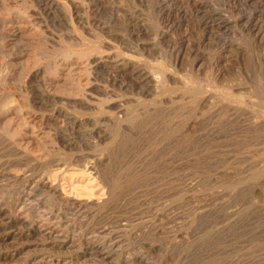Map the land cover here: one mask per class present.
<instances>
[{
	"label": "rangeland",
	"instance_id": "374dc122",
	"mask_svg": "<svg viewBox=\"0 0 264 264\" xmlns=\"http://www.w3.org/2000/svg\"><path fill=\"white\" fill-rule=\"evenodd\" d=\"M50 3V0H0V92L6 95V100L4 99L5 105H3L8 106H3L7 109L2 107L3 109L0 112V116L3 117H0V126H5L4 129L0 127V132L4 131L5 135L14 141L17 139V141H15L16 146L23 152L29 153V155L27 153V158L29 159L26 161L30 163L28 164V162L19 159H15L18 160V163L17 161L14 162L11 161L13 157L5 153H0V156H2L0 159L3 158L6 160L8 157L10 158V160L7 161L8 163L6 162L3 163L2 166L0 165L2 169V171L0 169V177H4V179L0 178L2 180H0V198H2L0 199V252L6 253L7 255L9 254L4 258H0V264H21L24 262L25 264H29L26 262L27 259L32 255L40 253L48 254L47 260L49 259L50 262L48 261L44 264H62L63 262V264H66L65 260H68L70 256H74L73 254L76 256V258H74L75 260L73 259L71 261L73 264H130L126 259L125 253L117 255V257H115L116 255L112 256L114 258L113 260L112 257L99 259L96 254L88 252L87 245L89 244L86 243L85 240L88 235H82L80 234L81 232L78 233L80 227L79 229L72 227V224L75 222L79 224L81 221H88L91 216H97V214L99 215L102 211L104 213L105 210H108L105 214L109 216V218L106 219L112 221L116 220V223L114 222L116 225L111 223V225H115L111 228L115 229V227L127 224L125 225L126 231L123 230L125 237H123L124 240H122L123 245L127 244L123 246V248L126 247L129 252L135 253V255L139 257L142 256L141 258L143 259L146 256V264H192V257L187 253L183 252V250L173 251L171 248V246L176 243L182 245L191 240V238L196 239L202 232V226L198 229L197 227L193 229L190 221L199 216L201 217V215L202 217L211 215L212 217L209 216V226L215 229H221L225 234L229 233L228 226L235 221V209H237L238 204L236 203V205L234 203L236 201H234L232 192L225 189L222 184L225 178L229 180L230 175H232V178L230 177L232 180L237 175L235 168L236 164H233L237 163V158H234L237 157V152L235 151L237 141L234 142V140H237V138L240 140L242 138L244 134L243 129H245L247 120L246 115L237 116L232 108L235 103L223 99L224 94L221 95V93L226 92L232 96H237L238 94V97H241V99L245 98L242 99L243 106L252 107L253 105V108L257 107L255 109L256 111L258 110V114H264V103H261L262 101L264 102V100L260 99L261 102L259 101L253 87L255 78L264 83V80H262V78L264 79V0H54V3ZM194 4H197V6H193ZM195 8L197 10H195ZM18 13L19 15H17ZM217 17H223L227 23L225 22L222 26L218 24L212 26L210 20ZM207 19L210 22H208ZM6 23L9 25H6ZM141 68H145L146 71L144 69L143 71H138V69L140 70ZM149 71L155 78H158V82H160V84H158L161 86L157 88L164 89L166 92L162 94L161 92L157 93L155 88L151 86L149 77H144L145 75L142 73ZM239 81L243 83L240 84ZM190 86L192 87L189 88ZM188 88L189 90H194L195 88V90H204L203 94L207 93L209 100L213 99L215 101H206L204 97L201 99V96L195 100L191 97L189 93L191 91H189ZM244 88L246 91L242 92ZM247 88L252 91V94L248 92L249 90ZM211 91H214V94ZM235 93L237 94L235 95ZM211 94L214 95L213 98H211ZM216 96L222 97V99ZM253 97L256 99H252ZM170 98L173 103H171ZM160 99H162L163 103ZM173 99L177 100H174V102ZM247 99L249 100L247 101ZM150 100L157 102V105L162 108L165 113H170L172 116L176 114L177 117L174 116L173 121L179 122L182 125L181 130L183 134H190L193 137H197L195 139H197L200 144L208 142V144L205 145L210 148H213L214 145V149H208L205 153L202 147L200 148V146H197L199 143L189 146L180 145L178 148H171V145L168 144V142L160 140L159 133L155 132L153 128L150 127L153 126V123L151 125L147 124L139 130L133 129L134 126L125 120L124 112L117 106L118 103L123 104L126 108L136 105L134 108L138 107L141 112L143 110L141 107L137 106L138 101L149 103ZM203 104H207V107L205 108ZM217 105H219L220 108ZM52 106L54 107L53 109ZM171 107L173 108L171 109ZM221 108L222 110L225 109L222 123L219 121L220 112H218ZM178 111L180 113H178ZM177 113L179 116L182 114L181 117H179ZM229 113L233 114L230 115ZM212 114H214V116ZM117 117L118 120L116 122L113 119ZM204 118H207V122ZM240 118H243L244 121ZM208 119H210V122ZM229 119L232 121H229ZM120 120L121 122H118ZM226 120L227 123L229 122L228 124L230 127L226 123ZM237 120L241 122L239 121L240 123H237ZM2 121L6 122L4 123ZM23 121H26L25 123L27 125ZM200 122L202 125L199 124ZM7 125L8 127H6ZM149 127L151 130H149ZM217 127L218 131L216 130ZM144 129L147 130V132ZM7 130L8 135L6 132ZM152 130L153 133L151 132ZM117 133L123 136L125 134L124 137L127 138V140H125L128 143L131 141L129 144L124 142L125 145H123V148H125V151L123 149V151L116 150L115 154L117 155L119 152L120 155H118L121 157L117 164L125 165L131 163L137 170L147 171L146 176H148L146 182L142 184L143 186L140 185L141 187L138 186L134 190H128L129 194L127 191L121 193L122 197L120 196V200H116L114 203L115 207L109 206L110 208H108L104 207V204L108 202V181L111 175L109 171V162L114 155L112 150L115 149V141L119 136ZM153 135H155V137ZM199 136L205 140H200L201 138ZM150 137L152 138L150 140L151 142L149 141ZM231 139L232 141H230ZM152 140L154 141L152 142ZM222 141H224V143ZM172 142L170 143L172 144ZM211 142L213 143L211 144ZM231 142L233 145H230ZM162 143H164V145ZM223 145L226 146L224 147ZM155 146L159 148V150L161 149V152L164 151L165 155H167L159 158L157 157L156 159L158 153L154 151ZM261 146L260 144L259 147ZM229 147L233 148L231 149ZM109 150L111 151L109 152ZM183 150H185L184 153ZM196 150L201 154L195 152ZM173 151L175 153L174 155ZM153 153H157L156 155L154 154V160L151 157L154 156ZM197 154L201 155V162L196 160V158L200 160ZM220 155L223 160L220 158ZM4 156L6 157L4 158ZM210 156L212 157L210 158ZM202 157L205 158V162ZM216 157L219 158V162L222 160L220 162L222 168L218 166L220 163L216 162L218 161ZM147 158L148 160L152 159L154 162L158 161L163 171L160 168L155 171L154 168L156 169V167H151V169L145 166ZM230 159L232 160V164L229 162ZM202 161L206 165H204ZM199 162L201 165L195 164H199ZM212 162H214L213 164L215 166H212ZM4 164L8 165L5 166ZM32 164H34L33 168ZM24 165H27V168H24ZM142 165L144 170L142 169ZM207 166L210 167V170ZM24 169H29L26 172L28 175L34 172L31 174L32 176H36L37 178L40 176V183L32 185L31 181L26 179L27 177H23L25 176L23 175L24 173H22L25 172ZM211 169L216 170L213 171ZM219 170H221V173ZM216 173L219 178H217ZM12 174H16L15 177L17 179L19 178L18 181ZM42 175L43 177H41ZM206 175L208 177H206ZM207 180L208 183L204 182ZM209 180L213 185L210 184ZM2 182L4 184H2ZM5 183L6 186H3ZM219 184H221V187ZM154 185H156V187ZM35 186H37L38 189H35ZM263 188L264 185L261 187V191H258L260 189H256V192H254L255 194L253 193L257 198L255 200L254 197V200L257 201V203L261 201L259 204L263 206L261 209L262 211L264 210ZM144 192H148L149 194L147 195V193ZM258 193H260V195L262 194V196ZM150 195L152 196L150 197ZM49 196L50 200H48ZM176 196L178 198L174 199ZM130 197L136 201L133 199L129 200L131 199ZM126 198L128 199L126 200ZM148 198L153 201L147 200ZM10 199L12 203L8 201ZM186 200L187 202L189 201L188 205ZM43 201L48 202L44 203ZM51 201H53V203H50ZM148 201L150 203L145 204ZM179 202H183V204L181 205ZM160 203L163 204L161 205ZM184 203H186L185 206H183ZM232 203L234 205H232ZM21 204L25 209L28 207L27 209L31 216L35 214L33 217H37V220H40V214L41 217L59 215L60 217H55L57 219L61 218L63 222H68L71 229L66 232L68 237L72 239L74 236H78V234H80V236L82 235V244L77 248V252L76 249L73 251V248L77 246L73 245V243L72 246H70L69 244L71 243L69 242L59 248L56 247L55 239L60 238V236L55 232L49 237L46 234H43V236L41 233L46 231L43 230L44 228H38L34 230L31 235L21 239L13 237L12 231H14V228L8 227L4 229L3 226H9L7 220H11H9L8 217L12 219L13 216H17L19 212L18 208ZM191 204L192 206H190ZM30 205L33 206L31 207ZM43 205L49 209L46 207L44 208ZM173 206H176L175 209L172 208ZM199 206H202L201 210ZM170 207L172 209H168ZM178 207L181 208L178 209ZM215 209L217 211H215ZM40 210L42 213H40ZM45 211H47L46 214ZM83 212L84 215H81ZM140 212H142V214ZM135 213L136 215L134 216ZM85 214H89L90 217ZM230 214L232 218L228 216ZM111 215H113V218ZM118 215L120 218L117 217ZM125 216L127 217L124 218ZM128 217L130 218L127 219ZM117 218H122L123 220H118ZM128 220L129 222L126 223ZM120 221L125 224H122ZM212 221H215V223ZM118 224L120 226H117ZM129 224H131L130 227L128 226ZM143 225L146 227L144 228ZM137 227L138 232H135L137 231ZM142 228L144 231H141ZM150 228L153 230L149 231ZM191 228L194 232L191 231ZM243 228L244 227H241V229ZM241 229L238 228V236L235 234L237 237L234 235L229 236L228 234L229 237H233L231 245H229L231 247L233 245L232 249L231 247L229 248V246L218 247L217 250L205 252L201 257L205 258L212 252L216 254L219 252L218 254L220 255L227 254L226 257L230 259L228 260L230 264H264V247H260L261 249L259 247H254L251 235L247 233L245 229H243V231ZM4 230H9L11 235L3 237L4 235L2 233ZM40 230L41 232H39ZM142 232L143 234H147L146 232H148L149 240L148 238L144 239ZM152 232L157 233H155L154 236ZM188 232L190 234L192 233V235ZM151 233L152 235H150ZM241 233L243 234L240 235ZM130 234H133V236ZM141 234L143 236H141ZM193 234H195V236ZM165 235H168V237ZM131 236L134 239H132ZM246 236L249 237L247 238ZM153 237H156L155 239L160 241H155V239H152ZM187 237H189V239H187ZM235 237L236 240H234ZM139 239L141 241H139ZM261 239L264 240V236L261 237ZM238 240L239 243L237 242ZM150 242L151 244H149ZM163 244L166 247H163ZM243 244L245 245L244 247ZM169 248L171 251H168ZM255 248H259L258 250L260 251ZM12 249H15V251ZM164 249L166 250L164 251ZM251 251L252 253L250 254ZM12 252H14V254H12ZM148 252L151 253L149 254ZM143 254L147 255L144 256ZM161 256L163 259L160 258ZM56 257L60 259L63 258L61 261L57 262ZM260 257L262 258L260 259ZM123 258L125 259L123 260ZM67 264H70V261Z\"/></svg>",
	"mask_w": 264,
	"mask_h": 264
},
{
	"label": "bare ground",
	"instance_id": "6f19581e",
	"mask_svg": "<svg viewBox=\"0 0 264 264\" xmlns=\"http://www.w3.org/2000/svg\"><path fill=\"white\" fill-rule=\"evenodd\" d=\"M192 1V0H191ZM196 1V0H195ZM261 1V0H260ZM50 2L51 3H54V0H50ZM200 2V1H199ZM50 3V4H51ZM257 3V2H256ZM47 4V3H46ZM49 6V5H48ZM47 6V7H48ZM186 6V5H185ZM193 6H197V4H194ZM13 7V6H12ZM189 7V6H188ZM199 7H201V6H199ZM9 9V8H8ZM197 9H198V7H197ZM196 8H195V10H197ZM191 10V9H190ZM185 11V10H184ZM212 11V10H211ZM183 12V11H182ZM1 13V12H0ZM17 13V12H16ZM15 13V14H16ZM258 13V12H257ZM17 15H19V13L17 14ZM16 15V16H17ZM218 15V14H217ZM193 16V15H192ZM225 16V15H224ZM4 17V16H3ZM180 17V16H179ZM204 17V16H203ZM247 17V16H246ZM251 17H252V15H251ZM4 18H6V17H4ZM10 18V17H9ZM16 18V17H15ZM207 18V17H206ZM261 18V17H260ZM3 19V18H2ZM12 19V18H11ZM10 19V20H11ZM5 20V19H4ZM3 20V21H4ZM26 20V19H25ZM204 20V19H203ZM206 20V19H205ZM229 20V19H228ZM255 20V19H254ZM8 21H9V19H8ZM13 21V20H12ZM197 21H199V20H197ZM207 21H208V19H207ZM211 21V25L213 26L214 24V26H216V24H218V25H221L222 26V24H225V19H223V17L221 18V17H217V18H214L213 20H210ZM210 21H208V22H210ZM213 21V22H212ZM257 21V20H256ZM259 21V20H258ZM207 22V23H208ZM3 23V22H2ZM17 23V22H16ZM204 23V22H203ZM227 23V22H226ZM200 24V23H199ZM206 24V23H205ZM6 25H9V24H7L6 23ZM12 25V24H11ZM24 25V24H23ZM207 25H209V24H207ZM211 25H210V27H211ZM253 25V24H252ZM16 26H18V25H16ZM21 26V25H20ZM8 27V26H7ZM208 27V26H207ZM11 28V27H10ZM18 28V27H17ZM21 29V28H20ZM14 30V29H13ZM12 30V31H13ZM219 31V30H218ZM249 31V30H248ZM260 31V30H259ZM11 33V32H10ZM256 33V32H255ZM16 34H17V32H16ZM15 35V34H14ZM13 35V36H14ZM8 36V35H7ZM69 60V59H68ZM71 62V61H70ZM256 63V62H255ZM72 64V63H71ZM260 64V63H259ZM250 65V64H249ZM70 67V66H69ZM247 67H248V65H247ZM68 68V67H67ZM249 68V67H248ZM73 69V68H72ZM145 71H146V69L145 68H143ZM143 69L141 68L140 70L138 69V71H143ZM76 70V69H75ZM151 70V69H150ZM72 71V70H71ZM148 71V70H147ZM142 73H144V77H149V79H150V81H151V86L152 87H154L155 88V90H156V92L158 93V92H161V94L162 93H164V92H166L164 89H159V88H157V87H159V86H161V85H159L160 84V82H158V78H155L154 77V75L153 74H151V72L149 71V72H142ZM253 74V73H252ZM264 75V74H263ZM156 76V75H155ZM252 76H255V75H252ZM157 77V76H156ZM261 77H262V75H261ZM139 79V78H138ZM262 80H264L263 78H262ZM261 80V81H262ZM138 81H140V80H138ZM249 81H250V79H249ZM159 83V84H158ZM239 83H240V81H239ZM243 83V82H242ZM242 83H240V84H242ZM143 84V83H142ZM236 84V83H235ZM140 85V84H139ZM250 85V84H249ZM150 86V85H149ZM0 87H1V85H0ZM140 87V86H139ZM192 86H190L189 88H191ZM253 87H254V90H255V93H256V95H257V97L259 98V101H260V99L261 100H264V83H262V82H260L257 78H255V80H254V84H253ZM3 88V87H2ZM145 88V87H144ZM189 88H188V90H189ZM193 88H194V86H193ZM210 88V87H209ZM243 88V87H242ZM250 88V87H249ZM196 89V88H195ZM189 90V91H191V92H189V91H187V92H189L190 93V95H191V97H193V99H197L198 97H202L201 99H203V97H204V100H206V101H211V100H213V99H211V100H209V96H208V94L206 93V94H203L204 93V90H200V89H197V90ZM248 89V88H247ZM1 90V89H0ZM3 90V89H2ZM158 90H160V91H158ZM210 90H211V88H210ZM210 90H209V92H210ZM212 90H214V89H212ZM241 90V89H240ZM239 90V91H240ZM249 90V89H248ZM217 91H218V89H217ZM244 91H246L245 90V88H244V90H242V92H244ZM155 92V93H156ZM205 92H206V89H205ZM212 92V91H211ZM238 92V91H237ZM248 92H250V94H252L251 92L252 91H248ZM7 93V92H6ZM213 94H214V91L212 92ZM216 93V92H215ZM247 93V92H246ZM210 94V93H209ZM222 94H224L223 95V99H226L227 101H230V102H233V103H235L233 106H232V108L234 109V111H235V113L237 114V116H241V115H246V126H245V129H243L244 130V134H243V136H242V138L239 140L238 138H237V140L235 139H233L234 140V142L235 141H237L236 142V148H235V151L237 152V157H234V158H237V163H233V164H236V173H237V175H236V177L234 178V179H230V177L232 176V175H230V177H229V180H226L227 178H225V180L223 181V186H224V188L225 189H227V190H229V192L231 191L232 192V194H233V198H234V201H236V202H234L235 204L237 203L238 204V207H237V209H235L236 211H235V221L231 224V225H229L228 227H229V236L231 235V236H236L235 234H237L238 233V228H240L241 229V227H244L243 229H245L246 230V232L247 233H249L250 235H251V237L253 238V245H254V247H264V240H262L261 239V237H263L264 236V210L262 211L261 209H262V205L260 206V202L259 203H257V201H255L257 198H256V195L254 196L253 195V193L254 192H256V189L258 190V189H260V190H258V191H261V187L264 185V114H258V110L256 111V109L255 108H257V107H255V108H253V105H252V107H249V106H243L244 104L242 103V99H245V98H242L241 99V97H238L239 95L237 94V93H235V95L237 94V96H232V95H230V94H228V93H221V95ZM240 94V93H239ZM216 95H218V94H216ZM220 95V96H221ZM241 95V94H240ZM6 95H4L3 94V92L1 93L0 92V112L2 111V109L4 108V107H8V106H4L5 104H4V99L6 98L5 97ZM11 96V95H10ZM169 96V95H168ZM171 96V95H170ZM212 96V97H211ZM211 98H213V96L214 95H212L211 94ZM153 97V96H152ZM167 97V96H166ZM217 98H220V99H222V97H218V96H216ZM248 97V96H247ZM249 97H252V96H249ZM53 98V97H52ZM151 98V97H150ZM156 98H158V97H156ZM169 98V97H168ZM167 98V99H168ZM172 98V97H171ZM171 98H170V100H171ZM215 98V97H214ZM10 99V98H9ZM80 99V98H79ZM192 99V100H193ZM216 99V98H215ZM252 99H254V97L252 98ZM251 99V100H252ZM256 99V98H255ZM254 99V100H255ZM6 100V99H5ZM46 100V99H45ZM82 100V99H81ZM154 100H155V98H154ZM161 101H162V99H160ZM169 100V99H168ZM175 99H173V101H174ZM177 100V99H176ZM175 100V101H176ZM200 100V99H199ZM249 99H247V101H248ZM258 100V99H257ZM43 101H44V99H43ZM135 101H136V99H135ZM151 101V100H150ZM149 101V103H144V102H139L138 101V103H137V106H139V107H141V109L143 110V111H139V109H138V107H136V108H134L136 105H134V107H130V108H126V107H124L123 106V104H121V103H118L117 104V106L118 107H120V110H122L123 112H124V118H125V120L128 122V123H130L131 125H133L134 127H133V129H137V130H139V129H141V128H143V126H145V125H147V124H149V125H151L152 123V125L153 126H150V127H152L153 128V130L155 131V132H158L159 133V135H160V140H163V141H165V142H168V144H170L171 145V148H178V146H180V145H194L195 143H199L198 141H197V139H195V138H197V137H193L192 135H190V134H183V131L181 130L182 128H181V124L179 123V122H174L173 121V117L174 116H176V114L175 115H171L170 113H165L163 110H162V108H160L157 104V102H154L153 100V103H152V105H151V102ZM174 101V102H175ZM213 101H215V100H213ZM212 101V102H213ZM217 101H220V100H217ZM216 101V102H217ZM222 101V100H221ZM246 101V100H245ZM6 102H9V101H6ZM148 102V101H147ZM167 102H169V101H167ZM203 102H205V101H203ZM257 102V101H256ZM261 102V101H260ZM162 103H163V101H162ZM170 103V102H169ZM171 103H173L172 102V100H171ZM208 103V102H207ZM215 103V102H214ZM227 103V102H226ZM261 103H264L263 101L261 102ZM4 104V105H3ZM7 104V103H6ZM36 104V103H35ZM127 104V103H126ZM165 104V103H164ZM167 104V103H166ZM177 104V103H176ZM180 104V103H179ZM215 104H218V103H215ZM221 104H222V102H221ZM231 104V103H230ZM258 104V103H257ZM151 105V106H150ZM174 105V104H173ZM172 105V106H173ZM181 105V104H180ZM203 105H205V104H203ZM207 105V104H206ZM205 105V108L207 107ZM224 105H226V104H224ZM249 105V104H248ZM256 105V104H255ZM4 106V107H3ZM10 106V105H9ZM12 106V105H11ZM16 106V105H15ZM14 106V107H15ZM23 106V105H22ZM62 106V105H61ZM176 106H178V105H176ZM190 106V105H189ZM196 106V105H195ZM211 106V105H210ZM219 108H220V106L219 105H217ZM257 106V105H256ZM258 106H259V104H258ZM3 107V108H2ZM26 107V106H25ZM56 107V106H55ZM175 107V106H174ZM179 107V106H178ZM204 107V106H203ZM202 107V108H203ZM209 107V106H208ZM218 107H215V108H218ZM260 107V106H259ZM261 107H262V104H261ZM264 107V106H263ZM30 108V107H29ZM54 107L52 106V109H53ZM173 107H171V109H172ZM176 108V107H175ZM174 108V109H175ZM199 108V107H198ZM210 108V107H209ZM208 108V109H209ZM230 108V107H229ZM4 109H7V108H4ZM50 109V108H49ZM56 109V108H55ZM61 109V108H60ZM169 109V108H168ZM179 109V108H178ZM211 109V108H210ZM264 109V108H263ZM18 110V109H17ZM170 110V109H169ZM182 110V109H181ZM188 110H189V108H188ZM225 110V109H224ZM224 110H222V108L218 111V112H220V115H219V121H221V123H222V121H223V117H224ZM260 110H262V109H260ZM20 111V110H19ZM24 111V110H23ZM121 111V112H122ZM173 111V110H172ZM175 111H176V109H175ZM180 111V110H179ZM178 111V113H180ZM183 111V110H182ZM190 111V110H189ZM213 111V110H212ZM228 111V110H227ZM5 112H6V110H5ZM60 112V111H59ZM122 112V113H123ZM171 112V111H170ZM174 112V111H173ZM173 112H171V113H173ZM184 112V111H183ZM188 112V111H187ZM195 112V111H194ZM230 112V111H229ZM233 112V111H232ZM177 113V114H178ZM188 113H190V112H188ZM109 114V113H108ZM185 114H186V112H185ZM192 114V113H191ZM230 114V113H229ZM229 114H227V115H229ZM233 113H231L230 115H232ZM2 115H4V114H2ZM182 115V114H181ZM181 115L179 116V114H178V116L179 117H181ZM213 116H214V114H212ZM226 115V114H225ZM59 116V115H58ZM109 116V115H108ZM118 116V115H117ZM207 116V115H206ZM205 116V117H206ZM210 116V115H209ZM217 116V115H216ZM215 116V117H216ZM236 116V115H235ZM1 117V116H0ZM177 117V116H176ZM187 117V116H186ZM198 117H199V115H198ZM212 117V116H211ZM210 117V118H211ZM214 117V118H215ZM232 117H234V116H232ZM1 118H3V117H1ZM6 118H8V117H6ZM24 118V117H23ZM22 118V119H23ZM71 118V117H70ZM106 118V117H105ZM112 118V117H111ZM201 118V117H200ZM199 118V119H200ZM229 118V117H228ZM228 118H227V120H228ZM235 118V117H234ZM244 118V117H243ZM243 118L241 119V120H243ZM25 119V118H24ZM185 119V118H184ZM195 119V118H194ZM197 119V118H196ZM205 119V118H204ZM207 119V118H206ZM205 119V121L207 122V120ZM218 119V118H217ZM216 119V120H217ZM224 119H226V118H224ZM231 119H233V118H231ZM114 121H116L117 122V120H118V117L115 119H113ZM201 120V119H200ZM199 120V121H200ZM209 120V122H210V119H208ZM227 120H226V123H227ZM113 121V122H114ZM203 121V120H202ZM215 121V120H214ZM218 121V120H217ZM229 121H232V120H230L229 119ZM240 121V120H239ZM238 120H237V123L239 122ZM244 121V120H243ZM2 122H4V121H2ZM6 122V121H5ZM4 122V123H5ZM16 122V121H15ZM24 122V121H23ZM26 122V121H25ZM24 122V123H25ZM118 122H121V120L120 121H118ZM208 122V123H209ZM234 122V121H233ZM241 122V121H240ZM239 122V123H240ZM205 123V122H204ZM208 123H207V125H208ZM214 123V122H213ZM217 123V122H216ZM229 123V122H228ZM227 123V124H228ZM236 123V122H235ZM236 123V124H237ZM26 124V123H25ZM24 124V125H25ZM116 124V123H115ZM198 124V123H197ZM199 124H201V122L199 123ZM198 124V125H199ZM224 124H225V120H224ZM1 125V124H0ZM27 125V124H26ZM202 125V124H201ZM201 125H200V128H201ZM233 125H234V123H233ZM238 125H240V124H238ZM32 126V125H31ZM205 126H206V124H205ZM213 126V125H212ZM211 126V127H212ZM228 126H229V124H228ZM232 126V125H231ZM1 127V126H0ZM5 127V126H4ZM4 127L2 126L1 128H3L4 129ZM6 127H8V125L6 126ZM14 127V126H13ZM117 127V126H116ZM150 127H149V130H151L150 129ZM187 127V126H186ZM219 127V126H218ZM218 127H217V131H218ZM224 127V126H223ZM230 127V126H229ZM10 128H11V126H10ZM145 128V127H144ZM147 128V127H146ZM221 128H222V125H221ZM228 128V127H227ZM3 129H2V131H3ZM128 129V128H127ZM203 129H204V127H203ZM228 129H230V128H228ZM12 130V129H11ZM129 130V129H128ZM145 130V129H144ZM148 130V131H149ZM153 130L151 131L152 133H153ZM188 130V129H187ZM242 130V129H241ZM242 130V131H243ZM14 131V130H13ZM146 132H147V130H145ZM7 132V135H8V130L6 131ZM119 132V131H118ZM136 132H138V131H136ZM143 132V131H142ZM208 132V131H207ZM216 133V132H215ZM10 134H11V132H10ZM118 135H119V133H117ZM155 134V133H154ZM211 134H212V132H211ZM210 134V135H211ZM127 135V134H126ZM143 135V134H142ZM156 135V134H155ZM155 135H153L154 137H155ZM208 135H209V133H208ZM217 135V134H216ZM216 135H213V136H215V137H217ZM219 135V134H218ZM120 136V137H119ZM118 137H117V139H116V141H115V149H113L112 147V153L114 154L113 155V157L110 159V162H109V171L111 172V175H110V177H109V181H108V195H107V197H108V202L106 203L105 202V204H104V207H108V208H110L111 206H114V203L116 202V200H118L119 198H120V196H121V193H125L126 191H127V193H128V190L130 191V190H134L135 188H137L138 186L139 187H141V186H143L142 184H144L145 182H146V180H147V176H146V172L145 171H142V170H137L136 169V167L134 166V165H132L131 163L130 164H125V165H120V164H117V162L121 159V157L119 156L120 154H119V152H118V154L116 155L115 154V152H116V150L117 151H125V148H123V145H125V143L127 142L126 140H127V138H125L124 136H125V134H124V136L121 134V135H119ZM128 136V135H127ZM204 136V135H203ZM207 136V135H206ZM205 136V137H206ZM240 136V135H239ZM116 137V136H115ZM142 137V136H141ZM148 137V136H147ZM200 137V136H199ZM234 137H236V136H234ZM18 138V137H17ZM201 138V137H200ZM200 138H198V139H200ZM126 139V140H125ZM152 138L150 137V139H149V141L151 140ZM212 139L214 140V138L212 137ZM130 140V139H129ZM135 140V139H134ZM140 140V139H139ZM160 140H159V142H160ZM200 140H205V139H200ZM199 140V141H200ZM210 140H211V138H210ZM216 140V139H215ZM15 141H17V139H15ZM15 141L13 140V139H11V138H8L6 135H5V133H4V131L3 132H0V153L1 154H3V153H5L6 155H9L10 157H13V158H11V161H17V163H18V160H15V159H19V160H22V161H25V162H28V164H30L29 163V161H26V160H28L29 158H27V156L29 155V153H28V155H27V153H25V152H23L19 147H17L16 146V143H15ZM154 140H152V142H153ZM173 141V142H172ZM209 141V140H208ZM230 141H232V139L230 140ZM125 142V143H124ZM131 141H129V143H130ZM151 142V141H150ZM170 142H172V144L170 143ZM206 142V141H205ZM204 142V143H205ZM223 143H224V141H222ZM229 142V141H228ZM128 143V142H127ZM126 143V144H127ZM128 143V144H129ZM133 143V142H132ZM158 143V142H157ZM213 142H211V144H212ZM219 143V142H218ZM217 143V144H218ZM221 143V142H220ZM163 145H164V143H162ZM161 144V145H162ZM205 144H208V142L207 143H205ZM205 144H200L199 143V145L197 144V146L199 147L200 146V148L202 147L203 148V150H205V153H206V151H208V149H214V145H213V148H210V147H208V146H206ZM222 144V143H221ZM228 144V143H227ZM232 144V142L230 143V145ZM235 144V143H234ZM262 145L261 147H259V145ZM150 145V144H149ZM162 145V146H163ZM216 145V144H215ZM233 145V144H232ZM166 146V145H165ZM196 146V145H195ZM196 146V147H197ZM210 146H212V145H210ZM218 146H219V144H218ZM224 146V145H223ZM226 146V145H225ZM224 146V147H225ZM126 147V146H125ZM153 147V146H152ZM160 147V146H159ZM220 147H221V145H220ZM227 147H228V145H227ZM161 148V147H160ZM170 148V149H171ZM191 148H192V146H191ZM229 148H231V147H229ZM228 148V149H229ZM233 148V147H232ZM231 148V149H232ZM123 149V150H122ZM126 149H127V147H126ZM133 149V148H132ZM198 149V148H197ZM217 149V148H216ZM223 149V148H222ZM111 150H109V152L111 151ZM128 150H129V148H128ZM141 150V149H140ZM149 150V149H148ZM151 150V149H150ZM162 150H163V148H162ZM172 150V149H171ZM217 150H219V149H217ZM221 150V149H220ZM154 151L155 152H157L156 154L155 153H153V155L155 154L156 155V159H157V157L159 158V157H163L164 155H165V152L163 151V152H161V149L159 150V148H156V146L154 147ZM174 151H176V150H174ZM174 151H173V155L175 154L174 153ZM178 151H179V149H178ZM184 151L185 150H183V153H184ZM214 151H216V150H214ZM229 151H230V149H229ZM129 152V151H128ZM133 152V151H132ZM136 152V151H135ZM195 152H197V150L195 151ZM210 152H212V151H210ZM218 152V151H217ZM225 152V151H224ZM121 153V152H120ZM197 153H200V152H197ZM204 153V152H203ZM216 153V152H215ZM220 153V152H219ZM223 153V152H222ZM4 154V155H5ZM125 154V153H124ZM133 154V153H132ZM146 154V153H145ZM149 154V153H148ZM172 154V153H171ZM201 154V153H200ZM226 154V153H225ZM13 155V156H12ZM125 155H127V154H125ZM155 155L154 156H151L152 157V159L155 157ZM167 155V154H166ZM165 155V156H166ZM169 155V154H168ZM198 155V158L200 159L201 158V155H199V154H197ZM213 155V154H212ZM216 155H218V154H216ZM15 156H17V157H15ZM111 156V155H110ZM138 156V155H137ZM204 156H206V155H204ZM209 156V155H208ZM230 156H233V155H230ZM0 157H2V156H0ZM6 156H4V158H5ZM29 157H32V156H29ZM207 157V156H206ZM212 156H210V158H211ZM219 157V156H218ZM202 158H204V157H202ZM209 158V159H210ZM220 158L223 160V158L221 157V155H220ZM228 158V157H227ZM230 158V157H229ZM232 158V157H231ZM234 158H232V159H234ZM122 159H123V157H122ZM152 159H149L148 160V158H147V160L145 161V166H148V168H151V167H156V169L154 168V170L156 171L158 168H160V167H162V166H160V163L158 164V161L157 162H154ZM191 159V158H190ZM208 159V158H207ZM215 159V158H214ZM216 159L218 160L219 158H217L216 157ZM224 159H226V158H224ZM8 160H10V158L8 157L6 160H4L3 158L2 159H0V165L2 166V164L3 163H6ZM165 160H166V158H165ZM164 160V161H165ZM196 160L197 161H200L201 162V159L200 160H198L197 158H196ZM196 160H195V162H196ZM205 160V158L203 159V161ZM222 160H220V162L222 161ZM162 161H163V159H162ZM202 161V162H203ZM213 161V160H212ZM227 161V160H226ZM13 162V163H14ZM129 162V161H128ZM127 162V163H128ZM199 162V164H197V163H195L196 165H201V163ZM205 162V161H204ZM203 162V163H204ZM207 162V161H206ZM215 162V161H214ZM214 162H212V164L214 163ZM216 162H219V160L218 161H216ZM219 162V163H220ZM225 162V161H224ZM228 162V161H227ZM230 164H232L231 162H232V160L230 159ZM8 163V162H7ZM21 163V162H20ZM19 163V164H20ZM32 163V162H31ZM181 163V162H180ZM23 164H24V162H23ZM27 164V163H26ZM187 164V163H186ZM189 164V163H188ZM193 164V163H192ZM211 164V165H212ZM5 166L6 165H8V164H4ZM3 165V166H4ZM39 165V164H38ZM182 165V164H181ZM204 165H206L205 163H204ZM207 165H208V162H207ZM210 165V164H209ZM218 165V164H217ZM0 166V167H1ZM25 166V165H24ZM27 166V165H26ZM24 167V168H27V167ZM33 166H34V164H32V168H33ZM37 166V165H36ZM212 166H215L214 164L212 165ZM218 166H221V163L218 165ZM30 167H31V165H30ZM176 167V166H175ZM182 167V166H181ZM188 167V166H187ZM202 167H204V166H202ZM217 167V166H216ZM215 167V168H216ZM232 167V166H231ZM230 167V168H231ZM22 168V167H21ZM144 167H143V165H142V169H143ZM199 168V167H198ZM201 168V167H200ZM207 168L210 170V167H208L207 166ZM206 168V169H207ZM212 168V167H211ZM220 168H222V166L220 167ZM223 168H224V166H223ZM233 168V167H232ZM234 168V169H235ZM1 169V168H0ZM5 169V168H4ZM8 169V168H7ZM6 169V170H7ZM30 169V168H29ZM28 169V170H29ZM141 169V168H140ZM146 169V168H145ZM152 169V168H151ZM161 170H162V168H160ZM176 169H178V168H176ZM203 169V168H202ZM9 170V169H8ZM25 170V169H24ZM28 170H25V172H22V173H24L23 175H25V176H23V177H27L26 179L29 181H31V184L33 185V184H37V183H40V181H41V178H40V176H38L39 178H37L36 176L34 177V176H32L31 174H33L32 172H31V176L30 175H28V173H26ZM32 170V169H31ZM144 170V169H143ZM208 170V171H209ZM211 170H213V171H215L216 169H211ZM1 171H2V169H1ZM23 171V170H22ZM163 171V170H162ZM221 170H219V172H220ZM235 171V170H234ZM4 172H6V171H4ZM30 172V171H29ZM41 172V171H40ZM109 172V173H110ZM205 172V171H204ZM246 172V173H245ZM172 173H173V171H172ZM221 173V172H220ZM6 174V173H5ZM7 174H9V173H7ZM39 174V173H38ZM107 174H108V171H107ZM174 174V173H173ZM185 174V173H184ZM208 174H210V173H208ZM207 174V175H208ZM219 174V173H218ZM225 174V173H224ZM227 174L229 175V173L227 172ZM3 175V174H2ZM11 175V174H10ZM13 175V174H12ZM16 175V174H15ZM15 175H13L14 177H15ZM34 175H36V174H34ZM206 175V177H208ZM216 175H217V173H216ZM226 175V174H225ZM6 176V175H5ZM45 176V175H44ZM108 176H109V174H108ZM162 176V175H161ZM186 176V175H185ZM211 176V175H210ZM222 176V175H221ZM9 177H11V176H9ZM41 177H43V175L41 176ZM203 177V176H202ZM1 178V177H0ZM7 178V177H6ZM16 178V177H15ZM213 178V177H212ZM217 178H219L218 177V175H217ZM232 178V177H231ZM1 179H4V177L3 178H1ZM0 179V180H1ZM19 179V178H18ZM18 179L16 178V180L18 181ZM22 179V178H21ZM20 179V180H21ZM152 179V178H151ZM158 179V178H157ZM200 179V178H199ZM214 179V178H213ZM213 179H212V181H213ZM221 179V178H220ZM224 179V178H223ZM9 180V179H8ZM12 180V179H11ZM14 180V179H13ZM19 180V181H20ZM44 180V179H43ZM2 181V180H1ZM0 181V182H1ZM46 181V180H45ZM152 181V180H151ZM154 181V180H153ZM221 181V182H222ZM11 182V181H10ZM204 182H206V183H208V180L207 181H204ZM203 182V183H204ZM209 182H210V184H212L211 183V181L209 180ZM217 182H219V181H217ZM7 183V182H6ZM6 183H5V185H3V186H6ZM13 183V182H12ZM149 183V182H148ZM200 183H202V182H200ZM215 183V182H214ZM2 184H4L3 182H2ZM9 184V183H8ZM7 184V185H8ZM189 184V183H188ZM205 184V183H204ZM141 185V186H140ZM146 185V184H145ZM206 185V184H205ZM208 185V184H207ZM213 185V184H212ZM221 184H219V186H220ZM12 186V185H11ZM155 187H156V185H154ZM167 186V185H166ZM201 186V185H200ZM211 186V185H210ZM21 187V186H20ZM33 187V186H32ZM31 187V188H32ZM36 188L35 189H38L37 188V186H35ZM164 187V186H163ZM206 187V186H205ZM221 187V186H220ZM24 188V187H23ZM33 189H34V187H33ZM50 189V188H49ZM177 189V188H176ZM186 189V188H185ZM211 189V188H210ZM264 189V188H263ZM2 190V189H1ZM14 190V189H13ZM32 190V189H31ZM31 190H30V192H31ZM150 190V189H149ZM168 190H169V188H168ZM195 190V189H194ZM218 190V189H217ZM216 190V191H217ZM221 190V189H220ZM219 190V191H220ZM140 191V190H139ZM138 191V192H139ZM142 191V190H141ZM176 191H178V190H176ZM198 191V190H197ZM257 191V192H258ZM13 192V191H12ZM16 192V191H15ZM34 192V191H33ZM154 192H155V190H154ZM162 192V191H161ZM179 192V191H178ZM186 192V191H185ZM191 192V191H190ZM205 192V191H204ZM4 193V192H3ZM28 193H29V190H28ZM144 193H147V195L149 194L148 192H144ZM143 193V194H144ZM158 193V192H157ZM217 193V192H216ZM262 193V192H261ZM6 194V193H5ZM35 194V193H34ZM49 194V193H48ZM52 194V193H51ZM129 194V193H128ZM135 194V193H134ZM143 194H141V195H143ZM198 194V193H197ZM209 194H211V193H209ZM222 194V193H221ZM229 194V193H228ZM255 194V193H254ZM259 195H260V193H258ZM50 195V194H49ZM127 195V194H126ZM180 195V194H179ZM207 195V194H206ZM264 195V194H263ZM3 196V195H2ZM10 196V195H9ZM34 196V195H33ZM45 196V195H44ZM124 196H125V194H124ZM123 196V197H124ZM140 196V195H139ZM152 195H150V197H151ZM203 196H204V194H203ZM203 196H201V197H203ZM220 196V195H219ZM219 196H217V197H219ZM231 196V195H230ZM258 196V195H257ZM260 196H262V194L260 195ZM259 196V197H260ZM29 197H31V196H29ZM46 197V196H45ZM122 197V196H121ZM141 197V196H140ZM139 197V198H140ZM142 197H144V196H142ZM157 197V196H156ZM181 197V196H180ZM183 197V196H182ZM210 197H212V196H210ZM209 197V198H210ZM254 197H255V200H254ZM264 197V196H263ZM5 198V197H4ZM49 198V199H48ZM47 199L48 200H50V196L48 197ZM131 198V197H130ZM154 198V197H153ZM178 197L176 196V197H174V199H177ZM220 198H221V196H220ZM260 198H262V197H260ZM0 199H2V198H0ZM43 199V198H42ZM42 199H40V200H42ZM52 199V198H51ZM128 198H126V200H127ZM133 198H131V199H129V200H132ZM143 199V198H142ZM189 199V198H188ZM205 199V198H204ZM203 199V200H204ZM263 199V198H262ZM45 200H46V198H45ZM53 200V199H52ZM120 200V199H119ZM125 200V199H124ZM128 200V201H129ZM134 200V199H133ZM147 200H149V198L147 199ZM150 200H152V199H150ZM149 200V201H150ZM183 200V199H182ZM198 200H200V199H198ZM210 200V199H209ZM208 200V201H209ZM218 200H219V198H218ZM222 200V199H221ZM220 200V201H221ZM8 201H11V199L10 200H8ZM15 201V200H14ZM17 201V200H16ZM54 201V200H53ZM53 201H51L50 203H53ZM134 201H136V200H134ZM138 201V200H137ZM141 201V200H140ZM146 202L145 204H147V203H150V202ZM153 201V200H152ZM151 201V202H152ZM158 201V200H157ZM174 201V200H173ZM180 201V200H179ZM200 201H202V200H200ZM2 202V201H1ZM21 202V201H20ZM19 202V203H20ZM25 202V201H24ZM41 202V201H40ZM44 203L45 202H48V201H43ZM55 202V201H54ZM57 202V201H56ZM130 202V201H129ZM129 202H127V203H129ZM131 202H133V201H131ZM139 202V201H138ZM145 202V201H144ZM143 202V203H144ZM155 202V201H154ZM186 202H187V200H186ZM189 202V201H188ZM188 202H187V205H188ZM198 202V201H197ZM211 202V201H210ZM209 202V203H210ZM263 202V201H262ZM8 203H10V202H8ZM11 203H12V201H11ZM37 203V202H36ZM59 203V202H58ZM67 203V202H66ZM101 203V204H102ZM124 203V202H123ZM126 203V204H127ZM171 203V202H170ZM177 203H178V200H177ZM181 202H179V204H180ZM190 203H192V202H190ZM189 203V204H190ZM214 203V202H213ZM230 203H231V199H230ZM230 203H229V205H230ZM32 204V203H31ZM60 204V203H59ZM134 204V203H133ZM142 204V203H141ZM145 204H142V205H145ZM161 205L163 204V203H160ZM173 204H174V202H173ZM183 204V202L181 203V205ZM185 204L186 203H184V205L183 206H185ZM207 204V203H206ZM221 204H223V203H221ZM236 204V205H237ZM1 205H3V204H1ZM6 205V204H5ZM24 205V204H23ZM41 205H42V203H41ZM46 205V204H45ZM64 205V204H63ZM66 205V204H65ZM73 205V204H72ZM116 205V204H115ZM137 205V204H136ZM140 205V204H139ZM172 205V204H171ZM202 205V204H201ZM205 205V204H204ZM208 205V204H207ZM210 205H211V203H210ZM232 205H234L233 203H232ZM20 207L18 208V215L17 216H13L12 217V219H10L9 217H8V219L9 220H11V221H8L7 220V222L9 223V226H3L4 227V229L5 228H10V227H13L14 228V231H12V236L13 237H16L17 239H21V238H24V237H26V236H29V235H31V233L34 231V230H36V229H38V228H40V229H43V230H46L45 232H43V233H41V235H48V237L53 233V232H55V233H57L59 236H60V238H56L55 239V241H56V247H61L62 245H64V244H66L67 242H69V243H71V244H69L70 246H72V243H73V245H75V246H77L76 248H73V251L76 249V252H77V248H79L80 247V245L82 244V238H81V236L82 235H85V234H87L88 235V237H87V239H85L86 240V243H88L89 245H87V251L88 252H91V253H93V254H96V256L97 257H99V259H107V258H111L112 256H114V255H116L115 257H117V255H121V254H126V259H127V261L128 262H130V264H146V261H145V258H146V256L145 255H147V254H143L144 256H145V258L143 259V258H141V257H139V256H137V255H135V253H131V252H129V250H127V248L126 247H124L123 248V246H125V245H123V242H122V240H124V238L123 237H125V234H123V230L124 231H126L125 230V225H127V224H125V223H123L122 221H120V222H122V224H125L124 226H120L119 224L117 225V226H120V227H115V229L114 228H111V227H114L116 224V220L115 221H112V220H109V219H106V218H109V216L108 215H106L105 214V212H107L106 210H105V212L103 213V211L102 212H100V214L98 215L97 214V216L96 215H93V216H91V218L88 220L87 218V220L88 221H85V220H83V221H85V222H82L81 220V222L79 223V224H77L76 222L74 223V224H72V227H76V229L78 228L79 229V227H80V230H78V233H80V234H82L81 236H80V234H78V236H74L72 239H71V237H68V235L66 234V232H68V231H70L71 229H70V225H69V223L68 222H63V221H61V218H59V219H57L56 217H58L59 215H55V216H48V217H41V214H40V220H37L36 218L37 217H33V216H31V214H30V212H29V210L26 208H24L23 206H22V204L21 205H19ZM25 206V205H24ZM31 206V205H30ZM33 206V205H32ZM31 206V207H32ZM35 206V205H34ZM37 206H39V205H37ZM47 206V205H46ZM46 206H44L43 205V207L45 208ZM110 206V207H109ZM159 206V205H158ZM164 206V205H163ZM190 206H192V204L190 205ZM194 206V205H193ZM197 206V205H196ZM4 207H6V206H4ZM12 207H14V206H12ZM23 207V208H22ZM26 207V206H25ZM56 207V206H55ZM59 207V206H58ZM57 207V208H58ZM79 207V206H78ZM115 207V206H114ZM129 207H131V206H129ZM133 207V206H132ZM154 207H155V205H154ZM157 207V206H156ZM176 207V206H175ZM175 207L173 206L172 208H174L175 209ZM199 207H201L200 208V210L202 209V206H199ZM198 207V208H199ZM203 207H206V206H203ZM224 207V206H223ZM227 207V206H226ZM3 208V207H2ZM42 208V207H41ZM47 208V207H46ZM92 208V207H91ZM134 208V207H133ZM146 208V207H145ZM171 207L170 208H168V209H172ZM179 208H181V207H178V209ZM183 208V207H182ZM190 208V207H189ZM194 208V207H193ZM192 208V209H193ZM14 209V208H13ZM47 209H49V208H47ZM61 209V208H60ZM77 209V208H76ZM94 209H97V208H94ZM115 209V208H114ZM128 209V208H127ZM132 209V208H131ZM142 209V208H141ZM161 209H162V207H161ZM173 209V210H174ZM177 209V208H176ZM188 209V208H187ZM204 209V208H203ZM229 209V208H228ZM232 209H233V207H232ZM3 210V209H2ZM8 210V209H7ZM42 210V209H41ZM40 210V213H42V211ZM44 210H46V209H44ZM51 210V209H50ZM49 210V211H50ZM110 210V209H109ZM185 210H186V208H185ZM226 210V209H225ZM1 211V210H0ZM13 211V210H12ZM114 211V210H113ZM125 211V210H124ZM139 211V210H138ZM197 211H199V210H197ZM212 211V210H211ZM215 211H217L216 209H215ZM233 211V210H232ZM39 212V211H38ZM46 212L47 211H45V214H46ZM51 212V211H50ZM53 212V211H52ZM54 212H56V211H54ZM95 212V211H94ZM97 212V211H96ZM122 212V211H121ZM128 212V211H127ZM172 212H174V211H172ZM179 212V211H178ZM182 212V211H181ZM190 212H191V210H190ZM225 212H227V211H225ZM8 213V212H7ZM15 213V212H14ZM44 213V212H43ZM82 213V212H81ZM98 213V212H97ZM103 213V214H102ZM109 213V212H108ZM141 214H142V212H140ZM143 213H144V211H143ZM170 213V212H169ZM177 213V212H176ZM180 213V212H179ZM188 213V212H187ZM192 213V212H191ZM193 213H194V211H193ZM9 214V213H8ZM48 214V213H47ZM61 214V213H60ZM75 214V213H74ZM114 214V213H113ZM122 214H123V212H122ZM132 214V213H131ZM138 214V213H137ZM154 214V213H153ZM184 214V213H183ZM202 214V213H201ZM229 214V213H228ZM37 215V214H36ZM53 215H54V213H53ZM62 215V214H61ZM77 215V214H76ZM81 215H84V212H83V214H81ZM86 215V214H85ZM88 215V217H90L89 216V214H87ZM86 215V216H87ZM115 215H116V213H115ZM126 215V214H125ZM130 215V214H129ZM128 215V216H129ZM136 215V213L134 214V216ZM139 215V214H138ZM188 215V214H187ZM194 215V214H193ZM193 215H192V217H193ZM5 216V215H4ZM10 216V215H9ZM79 216V215H78ZM86 216H84V217H86ZM112 216V218H113V215H111ZM131 216V215H130ZM133 216V215H132ZM134 216H133V218H134ZM181 216V215H180ZM205 216V215H204ZM209 216H211V215H209ZM208 215L207 216H205V217H202V215H201V217L199 216V217H197V218H194V219H192L191 221H190V224L193 226L192 228L193 229H196V228H194V227H197V229L200 227V226H202V232L198 235V237L196 238V239H192L191 238V240H189L188 242H186V243H184V244H182V245H180V244H175V245H173V246H171V248H172V250L173 251H178V250H183V252H185V253H187L190 257H192V264H228L229 262H228V260H230V259H228L226 256H227V254L226 255H220V254H216V253H209L210 255H207V257H205V258H203V257H201V255L202 254H204L205 252H207V251H211V250H217V248L218 247H222V246H229V245H231V240L233 239V237L231 238V237H229L228 236V234L226 233H224L223 232V230H221V229H215V228H212L211 226H209L210 224H209V222H210V217H209ZM221 216V215H220ZM229 217L231 216V214L230 215H228ZM227 216V217H228ZM234 216V215H233ZM60 217V216H59ZM117 217H119V215L117 216ZM127 216H125L124 218H126ZM146 217V216H145ZM148 217V216H147ZM157 217V216H156ZM195 217V216H194ZM212 217V216H211ZM64 218V217H63ZM67 218V217H66ZM65 218V219H66ZM74 218V217H73ZM114 218H116V217H114ZM120 218V217H119ZM123 218V217H122ZM118 219V220H123V219ZM130 217H128L127 219H129ZM133 218H132V220H133ZM136 218V217H135ZM217 218H219V217H217ZM230 218H232V216L230 217ZM68 219V218H67ZM76 219V218H75ZM81 219H82V217H81ZM111 219V218H110ZM163 219V218H162ZM191 219V218H190ZM189 219V220H190ZM215 219V218H214ZM213 219V220H214ZM138 220V219H137ZM136 220V221H137ZM160 220V219H159ZM221 220V219H220ZM226 220H227V218H226ZM68 221V220H67ZM73 221V220H72ZM135 221V220H134ZM139 221V220H138ZM233 221V220H232ZM115 222V223H114ZM129 222V220L126 222V223H128ZM148 222H150V221H148ZM147 222V223H148ZM167 222V221H166ZM213 222V221H212ZM102 223H106V224H102ZM111 223H114L113 225H111ZM117 223H119V222H117ZM133 223V222H132ZM153 223V222H152ZM151 223V224H152ZM180 223V222H179ZM213 223H215V221L213 222ZM220 223V222H219ZM102 224V225H101ZM121 224V225H122ZM212 224V223H211ZM3 225V224H2ZM108 225H109V227H108ZM130 225L131 224H129L128 226L130 227ZM140 225H141V223H140ZM184 225V224H183ZM186 225V224H185ZM214 225V224H213ZM225 225V224H224ZM174 226V225H173ZM179 226V225H178ZM135 227V226H134ZM143 227H144V225H143ZM146 227V226H145ZM144 227V228H145ZM156 227H157V225H156ZM175 227V226H174ZM188 227V226H187ZM149 228V227H148ZM166 228V227H165ZM171 228V227H170ZM189 228V227H188ZM192 228H191V231H192ZM220 228V227H219ZM70 229V230H69ZM164 229V228H163ZM201 229V228H200ZM226 229V228H225ZM243 229H241L242 231H243ZM129 230H130V228H129ZM144 231V229L142 228L141 229V231ZM150 230H153V229H149V231ZM155 230V229H154ZM185 230H187V229H185ZM147 231V230H146ZM166 231V230H165ZM240 231V230H239ZM39 232H41V230L39 231ZM135 232H138V227H137V231H135ZM134 232V233H135ZM140 232V231H139ZM192 232H194V231H192ZM198 232H199V230H198ZM72 233H74V232H72ZM126 233V232H125ZM129 233V232H128ZM145 233V232H144ZM147 234H143V232H142V234L144 235V239L145 238H148V240H149V234H148V232H146ZM153 233V232H152ZM152 233L150 234V235H152ZM155 233H157V232H155ZM155 233H153L154 234V236H155ZM165 233V232H164ZM168 233V232H167ZM189 233V232H188ZM196 233H197V230H196ZM4 236L3 237H5V236H8V235H11V233H10V231L9 230H4L3 231V233H2ZM77 234V233H76ZM136 234H139V233H136ZM141 234V236H143ZM190 234V233H189ZM243 233H241L240 235H242ZM246 234V233H245ZM43 235V236H44ZM130 235H132L133 236V234H130ZM135 235V234H134ZM157 235V234H156ZM159 235V234H158ZM190 235H192V233L190 234ZM194 236H195V234H193ZM132 236H131V238H132ZM166 237H168V235H165ZM170 236V235H169ZM227 236H228V238H227ZM237 236H238V234H237ZM236 236V237H237ZM135 237V236H134ZM136 237H138V236H136ZM193 237V236H192ZM236 237H235V239L234 240H236ZM247 237V236H246ZM249 237V236H248ZM247 237V238H248ZM84 238V237H83ZM143 238V237H142ZM141 238V239H142ZM156 237H153L152 239H155ZM158 238V237H157ZM195 238V237H194ZM231 238V239H230ZM49 239V238H48ZM132 239H134V238H132ZM135 239H138V238H135ZM159 239H161V238H159ZM175 239H178V238H175ZM187 239H189V237H187ZM239 239V238H238ZM245 239V238H244ZM244 239H243V241H244ZM53 240H54V238H53ZM240 240H242V239H240ZM247 240V239H246ZM245 240V241H246ZM249 240V239H248ZM252 240V239H251ZM250 240V241H251ZM139 241H141L140 239H139ZM143 241V240H142ZM151 241V240H150ZM155 241H160V240H157V239H155ZM154 241V242H155ZM163 241H164V239H163ZM166 241V240H165ZM172 241V240H171ZM182 241V240H181ZM52 242V241H51ZM137 242H138V240H137ZM145 242V241H144ZM152 242V241H151ZM151 242L149 243V244H151ZM167 242V241H166ZM185 242V241H184ZM238 243H239V240L237 241ZM136 243V242H135ZM146 243V242H145ZM163 243H165V242H163ZM170 243V242H169ZM168 243V244H169ZM172 243V242H171ZM181 243V242H180ZM245 243V242H244ZM140 244H143V243H140ZM147 244V243H146ZM153 244V243H152ZM47 245V244H46ZM85 245V244H84ZM129 245V244H128ZM133 245H134V243H133ZM133 245H131V246H133ZM139 245V244H138ZM159 245V244H158ZM157 245V246H158ZM161 245V244H160ZM159 245V246H160ZM164 245V244H163ZM167 245V244H166ZM171 245V244H170ZM169 245V246H170ZM247 245V244H246ZM149 246V245H148ZM152 246V245H151ZM162 246V245H161ZM245 245L243 244V247H244ZM44 247V246H43ZM141 247H143V246H141ZM156 247V246H155ZM163 247H166L165 245L163 246ZM231 246H229V248H230ZM232 247H233V245H232ZM232 247H231V249H232ZM235 247V246H234ZM134 248V247H133ZM148 248V247H147ZM158 248V247H157ZM258 248V249H259ZM45 249V248H44ZM135 249V248H134ZM133 249V250H134ZM144 249H145V244H144ZM255 249H257V248H255ZM257 249V250H258ZM261 249V248H260ZM13 251H15V249H12ZM132 250V249H131ZM142 250V249H141ZM147 250V249H146ZM151 250V249H150ZM160 250H161V247H160ZM166 249H164V251H165ZM229 250V249H228ZM239 250V249H238ZM254 250V249H253ZM4 251V250H3ZM136 251V250H135ZM168 251H171L170 250V248H169V250ZM224 251V250H223ZM258 251H260V250H258ZM134 252V251H133ZM137 252V251H136ZM162 252V251H161ZM216 252V251H215ZM230 252V251H229ZM246 252V251H245ZM254 252V251H253ZM256 252V251H255ZM87 253V252H86ZM139 253V252H138ZM142 253V252H141ZM144 253V252H143ZM147 253V252H146ZM149 253V252H148ZM151 253V252H150ZM149 253V254H150ZM172 253V252H171ZM221 253H222V250H221ZM242 253H243V251H242ZM241 253V254H242ZM252 253V251L250 252V254ZM12 254H14V252H12ZM37 254V253H36ZM79 254V253H78ZM249 254V255H250ZM260 254H261V252H260ZM260 254H258V255H260ZM9 255V254H8ZM6 253H3V252H0V258H4V257H6V256H8ZM69 255V254H68ZM74 256H70L69 257V259L68 260H65V263L67 264L69 261H70V264H73L71 261L74 259V258H76V256H75V254H73ZM141 255V254H140ZM172 255V254H171ZM183 255H184V253H183ZM187 255V256H188ZM239 256H242V255H240V254H238ZM237 255V256H238ZM248 255V256H249ZM255 255V254H254ZM257 255V254H256ZM262 255V254H261ZM52 256V255H51ZM82 256V255H81ZM204 256V255H203ZM229 256V255H228ZM14 257V256H13ZM125 257V256H124ZM156 257V256H155ZM232 257H233V255H232ZM231 257V258H232ZM256 257V256H255ZM27 258V257H26ZM47 258H48V254H45V253H40V254H37V255H32V256H30L28 259H27V263H29V264H44L45 262H50V260L48 259L47 260ZM63 258V257H62ZM61 258V259H62ZM80 258V257H79ZM113 258V257H112ZM160 258H162V256L160 257ZM182 258H183V256H182ZM186 258V257H185ZM262 257H260V259H261ZM56 259H57V262H59V261H61V259L58 257H56ZM66 259V258H65ZM125 258H123V260H124ZM163 259V258H162ZM173 259V258H172ZM176 259V258H175ZM239 259V258H238ZM4 260V259H3ZM9 260V259H8ZM75 260V259H74ZM80 260V259H79ZM113 260H114V258H113ZM233 260V259H232ZM235 260V259H234ZM237 260V259H236ZM244 260V259H243ZM256 260V259H255ZM254 260V261H255ZM259 260V259H258ZM107 261V260H106ZM121 261V260H120ZM174 261V260H173ZM249 261V260H248ZM62 262H63V260H62ZM61 262V263H62ZM73 262H75V261H73ZM108 262V261H107ZM156 262H157V260H156ZM155 262V263H156ZM177 262V261H176ZM181 262V261H180ZM185 262V261H184ZM236 262V261H235ZM256 262V261H255ZM64 263V262H63ZM62 263V264H63ZM77 263V262H76ZM110 263V262H109ZM237 263V262H236ZM239 263V262H238ZM243 263V262H242ZM21 264H25V262L24 263H21ZM57 264V263H56ZM80 264V263H79ZM113 264V263H112ZM148 264V263H147ZM157 264V263H156ZM174 264H176V263H174ZM189 264V263H188ZM191 264V263H190ZM230 264V263H229ZM240 264V263H239ZM247 264V263H246ZM255 264V263H254ZM256 264H258V263H256ZM260 264V263H259Z\"/></svg>",
	"mask_w": 264,
	"mask_h": 264
}]
</instances>
